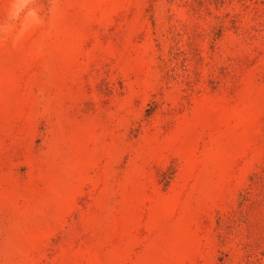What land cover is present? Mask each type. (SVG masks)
<instances>
[{
  "label": "rangeland",
  "instance_id": "obj_1",
  "mask_svg": "<svg viewBox=\"0 0 264 264\" xmlns=\"http://www.w3.org/2000/svg\"><path fill=\"white\" fill-rule=\"evenodd\" d=\"M0 264H264V0H0Z\"/></svg>",
  "mask_w": 264,
  "mask_h": 264
}]
</instances>
